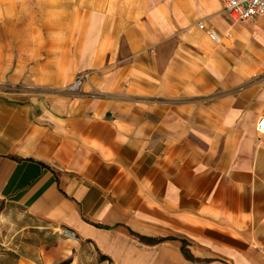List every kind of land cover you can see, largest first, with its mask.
<instances>
[{
    "label": "crops",
    "instance_id": "crops-1",
    "mask_svg": "<svg viewBox=\"0 0 264 264\" xmlns=\"http://www.w3.org/2000/svg\"><path fill=\"white\" fill-rule=\"evenodd\" d=\"M37 2L0 0V264H55L7 237L50 228L112 264H264V47L220 0Z\"/></svg>",
    "mask_w": 264,
    "mask_h": 264
},
{
    "label": "rangeland",
    "instance_id": "rangeland-1",
    "mask_svg": "<svg viewBox=\"0 0 264 264\" xmlns=\"http://www.w3.org/2000/svg\"><path fill=\"white\" fill-rule=\"evenodd\" d=\"M34 1L35 3L33 5L38 7L39 2L37 1L39 0ZM3 16L6 15H1V18ZM9 16L15 18V23L18 26L32 25L34 23H40L41 21L40 19H36L41 17L39 11ZM232 22L237 24L236 28L243 37L249 39L255 45H259L261 48L264 47V19L260 18L242 22ZM231 39L233 38L231 37ZM235 42L237 46L241 44L238 40ZM223 45H227L226 39H224ZM263 61L264 57L262 56L256 63L255 78L258 95L264 94ZM259 101L260 100H258V102ZM13 231L15 230H9L7 233L8 238H12V236L13 238L10 243L7 241L6 244L8 245L9 243L11 246H18L19 254L29 256L35 260H40L42 255H47L51 263L53 262L55 264H112L110 260L103 256L100 251L94 248L90 243L78 242V237H68L64 233L59 234L58 232L53 233L51 228L49 230L33 229L30 236H26L19 232L15 234ZM45 231H47L48 234H46Z\"/></svg>",
    "mask_w": 264,
    "mask_h": 264
},
{
    "label": "built area",
    "instance_id": "built-area-1",
    "mask_svg": "<svg viewBox=\"0 0 264 264\" xmlns=\"http://www.w3.org/2000/svg\"><path fill=\"white\" fill-rule=\"evenodd\" d=\"M223 4L224 12L234 22L248 21L252 19H264V0H220ZM201 29H204L208 36L215 42L221 43L222 36L212 26H206L203 22L199 23ZM264 64V61H263ZM88 74L84 73L77 77L72 85L73 90L79 89ZM257 130L264 133V115L260 116L257 122ZM63 233L68 237H77L75 232L66 229Z\"/></svg>",
    "mask_w": 264,
    "mask_h": 264
}]
</instances>
